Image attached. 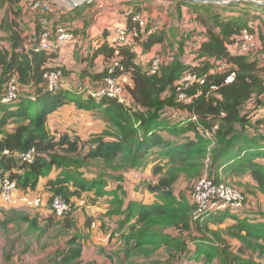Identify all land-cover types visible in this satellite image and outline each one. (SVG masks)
<instances>
[{
  "label": "trees",
  "instance_id": "16d2710c",
  "mask_svg": "<svg viewBox=\"0 0 264 264\" xmlns=\"http://www.w3.org/2000/svg\"><path fill=\"white\" fill-rule=\"evenodd\" d=\"M139 3L135 14L145 8L144 0ZM166 3L171 7L166 20L162 18L166 6L156 8V14L148 15V10L139 13L147 23L145 35L133 17H127L126 27L136 28L141 38L135 48L122 47L118 57L110 44L111 31L96 39L77 37V10L89 6L61 15L53 27H64L77 37L71 42L79 54L80 69L75 71L52 65L60 59L62 49L36 51L41 39L40 14L29 12L23 0H0V91L5 95L12 79H17L20 87L16 100L0 102V171L15 181L18 189L11 204L3 201L10 208L0 207L1 231L7 235L16 232L6 245L7 260L20 252L19 256H28L20 258L26 261L52 230H76L81 214L76 204L83 200L91 206L109 205L111 216H121L119 230L125 232L119 238L126 242L125 246L121 242L125 252L133 249L128 244L131 238L150 233L153 218L170 213L166 207L179 205L174 214L185 216L174 233L179 239L175 264H187L194 254L192 264L201 259L212 264H264V257L245 254L237 243L243 241L254 248L264 241V119H258V112H264V6L246 1L229 6L179 0ZM252 14L256 16L253 23ZM154 27L158 30L152 33ZM245 29L255 36L258 46L243 54L235 51V46ZM85 45L90 46L87 56ZM155 46L161 51L152 59H139L138 48L145 54ZM101 55L104 70L98 73L96 60ZM157 57L160 68L150 75ZM116 58L124 68L116 74H125L130 81L125 85L123 102L94 97L89 92L104 85ZM222 61L228 67L218 70ZM52 71L62 73L61 87L54 92L49 91L45 78ZM187 72L205 80L185 89L193 97L190 103L181 101L178 93ZM231 74L235 78L228 83ZM72 104L105 122L102 132L86 139L72 131L51 133L47 129L49 116ZM32 149L36 150L34 162H23L20 156ZM151 159L155 165L148 173L145 168L150 167ZM204 170L215 183L228 184L223 180L227 177L249 179L251 185L245 191L240 188L246 198L240 209L243 213L233 214L236 210L229 208L209 215L221 224L229 218L235 221L237 240L212 222L190 217L197 209L192 199L195 186L191 192L180 189L179 181ZM43 178L48 179L44 187L47 198L37 193ZM143 191L148 192L150 201L142 200ZM133 193L137 197L133 198ZM58 196L71 207L63 217L52 207ZM24 197L40 199V203L17 201ZM43 205L49 210L41 213ZM21 221L29 226L26 233H18ZM87 222L92 220L87 218ZM36 233L38 241L33 239ZM23 245L26 251H22ZM82 248L80 236L73 235L66 249L58 250L48 263L72 264L82 256ZM37 251H33L34 256Z\"/></svg>",
  "mask_w": 264,
  "mask_h": 264
},
{
  "label": "crops",
  "instance_id": "0c3cea01",
  "mask_svg": "<svg viewBox=\"0 0 264 264\" xmlns=\"http://www.w3.org/2000/svg\"><path fill=\"white\" fill-rule=\"evenodd\" d=\"M139 1L141 0H95L92 3L85 6H89L86 9H80L82 7H79L77 9H72L70 2L66 0H50L53 4L56 5V10L52 14L49 15V18L51 20V23L55 25L58 21L61 15L67 14L69 12H73L77 10L79 14V19L76 21V28L78 31L77 37L82 38L81 36L89 37L96 39L97 37L104 36L105 33L111 31L114 32L117 28L128 26L126 25L127 23V15L126 12L129 10H133L137 7L140 6ZM153 0H144L143 8L140 12L143 13L144 10H148V15L156 14L157 12L155 11L156 8H153L152 11H150L149 6H147L148 2H152ZM165 3L167 0H164ZM253 4V3H250ZM146 5V6H145ZM214 5H221V6H227V5H222V4H214ZM133 6V7H131ZM229 6V5H228ZM164 7V6H161ZM263 7V6H260ZM158 8V7H157ZM171 8L170 6H167L166 3V8L165 12H167L162 18L164 20L168 19V10ZM104 9V10H103ZM164 9V8H163ZM99 11V16L95 14L96 11ZM135 12V11H134ZM136 13L140 15L139 13ZM177 13V12H176ZM253 13V12H252ZM174 23H177L176 19L172 20ZM75 37V38H77ZM89 45H85V49L87 52H84L86 56L89 53ZM75 48L73 45H71V42L67 43L61 50V57L60 59L58 58L57 60L52 62L53 66L57 67H68L71 68L72 70H79L80 65L78 64L79 59H78V53L77 50H74ZM89 49V50H88ZM161 51L160 47L155 46L151 52L145 53L141 48L137 49V53L139 54V59H145L150 60L152 59L156 54H158ZM143 54L145 57H143ZM103 60L104 56L101 55L99 58H97L96 62L98 63V66L96 68V71L98 73L103 72L104 66H103ZM147 62V61H146ZM84 65H87L85 63ZM86 66V67H87ZM77 74L73 73V77H76ZM130 76V75H129ZM128 77V76H127ZM71 108L70 111L76 112L78 115L81 114L83 117L88 118L90 124L95 128L96 130H93L92 132L89 133H83L82 135H79V132H81L80 128L76 126V123L78 121H74L73 123H67L65 122L63 125L61 124L58 126V133L56 130V134H60L64 131L68 132H73L79 137L86 139L89 137L90 134L92 133H100L102 130L105 128L104 125H102V121L97 120L95 117L92 116V113L79 110L76 105H67L65 106L64 109H61L60 111L52 114L49 116L47 122L51 120L58 119L59 117L61 118L62 115L65 113V111ZM87 115V116H86ZM64 121V119H63ZM48 125V124H47ZM104 127V128H103ZM48 129V128H47ZM49 130V129H48ZM148 173H151V167L148 169ZM54 177L51 175V178ZM48 181L47 178H43L40 181V185L38 187L37 193H41L43 197L47 198V193L45 191V184ZM113 187V186H112ZM145 194H148V192L142 193L143 196ZM131 196L137 197V194H131ZM146 201H150V195H147ZM4 200L2 199L1 195V186H0V207H5V208H10L3 202ZM82 201L77 202V208H81V214L78 216V223H77V228L76 230H71L68 231L67 228H64L62 230H59L58 228L55 230H52V232L45 237H42V241L39 242V245L35 246L34 250H38L37 253L33 254L34 250H31V255L26 261L20 260V258H27L28 256H19V253H15V255L10 256L13 259L7 260L9 264H26L28 261L31 262H39L41 259H43V262L41 264H50L48 261L51 258L56 257V252L58 250L62 251L65 250L69 238L73 235H79L80 240L82 241L83 248H82V256L79 258V260L73 262L72 264H175L177 262L176 256L173 255L174 252L179 251L176 247L179 244V239L176 238L174 235V232L170 233H165V234H158L154 235L153 234V239H151L154 242H149L147 241V236L148 235H143L142 237H139L138 235L134 238H131L128 241V244L130 247H132V250H128L125 252L123 249V246L121 245V242H123L124 246L126 245V242L123 241L122 239L119 238L120 234L125 232L119 230L120 227H122V218L121 216L113 215L111 216L108 211L111 210L109 205H87L85 202L84 204ZM151 203V202H147ZM40 212H47L49 209H46V205H43L42 207L39 208ZM118 209L115 210L118 211ZM113 211V210H112ZM32 212V211H31ZM27 213L30 212H25L24 215H27ZM87 218H90L92 222L88 223ZM27 227H29L26 222H20L18 233H26ZM10 228V226H9ZM11 229V228H10ZM121 231V232H120ZM16 233V232H15ZM14 233V234H15ZM17 233V234H18ZM177 233V232H175ZM13 234V235H14ZM172 234V235H170ZM13 235H7L6 233L2 232L0 229V263L2 261H5L7 254H5L6 245L10 241V238ZM47 237H50L49 239ZM174 237V238H173ZM40 236L36 233L33 236V239L35 241H38ZM142 238V239H141ZM144 241V246H154L157 247L156 245H160L161 248H166L170 250L171 252V259L168 256L169 260L164 258V260H155L154 256L151 257H145L144 254H141L138 249H140L141 244L137 243V241ZM139 244V245H138ZM69 248L71 245L68 246ZM127 247V246H126ZM23 248H17V249H22L26 251V246L23 245ZM158 249V248H156ZM10 250V248L8 249ZM42 250H45L47 253L48 250L50 251V255L48 258H45V254L42 253ZM136 250V251H135ZM143 250V249H142ZM141 250V252H142ZM34 256V257H33ZM33 257V258H32ZM52 264H56V260L53 261ZM182 264V263H181Z\"/></svg>",
  "mask_w": 264,
  "mask_h": 264
},
{
  "label": "built area",
  "instance_id": "2783aa9c",
  "mask_svg": "<svg viewBox=\"0 0 264 264\" xmlns=\"http://www.w3.org/2000/svg\"><path fill=\"white\" fill-rule=\"evenodd\" d=\"M23 5L29 12L33 14H40L42 16L40 22L41 39L36 51L44 50L47 52H55L62 49L67 43L76 39L75 34L69 32L66 28L58 27L55 29V27H53L49 15L54 12V6L50 2L45 0H23ZM126 15L127 17H133V20L142 27V34L146 32L147 23L140 15L135 14L133 10L127 11ZM156 29L158 30V28ZM157 30H155L154 27L151 29V32L153 33ZM140 38L141 35L136 28L130 29L126 26L117 28L113 32V35L110 39V44L115 48L116 57L119 56L120 49L122 47L135 48L136 41ZM257 46L258 43L255 36L249 30L245 29L242 32L241 42L235 46V51L245 54L255 50ZM160 65L161 59L159 57L155 58L153 60L149 74H156L160 68ZM227 67V63L222 61L219 62L217 69L224 70ZM119 69L121 71L124 70L119 60L116 58L109 66L108 75L103 82L104 85L97 91H90L89 93L97 98L109 97L123 102L125 85L130 81L125 74H116L117 70ZM61 76L62 73L60 71H52L46 74L45 78L48 81L49 91L54 92L60 89ZM234 78L235 74H231L227 78V82H232ZM195 81L204 83L205 80L193 72H187L184 75L178 87L179 99L181 101L185 103L192 102L193 97H190L185 92V89L191 86ZM7 90L8 91L5 95H3V93L0 91V102L2 103H7L18 98L20 87L17 79H12ZM35 153L36 150L32 149L29 152L22 154L20 158L23 162L33 163L35 160ZM4 154L8 155L9 153L4 152ZM0 186L2 199L7 204H11L18 191L17 183L7 177V175H5L2 170L0 171ZM192 199L197 206L194 219L199 220L205 219L208 215L214 212L223 211L229 208L235 210L241 209L246 201V198L240 189L223 182L215 183L211 181L207 175L203 176L199 181L196 182ZM17 201H20L23 204L26 203L27 205H38L40 203V199L33 201L27 197L21 198L20 200L17 199ZM82 203L84 204V202ZM52 207L56 211V214L60 217L67 215L71 210V207L66 203L62 196H58L54 199Z\"/></svg>",
  "mask_w": 264,
  "mask_h": 264
},
{
  "label": "rangeland",
  "instance_id": "374dc122",
  "mask_svg": "<svg viewBox=\"0 0 264 264\" xmlns=\"http://www.w3.org/2000/svg\"><path fill=\"white\" fill-rule=\"evenodd\" d=\"M222 1H230V0H222ZM235 3L236 4H240V3H244V1H239V2L236 1V2H233V3L229 4V5H233ZM147 6H149V9L150 8L153 9V8H157V7H161V6H166V3H165L164 0H153L152 2H148ZM131 7H133V6H131ZM251 17H252L251 20H252V23H253L255 21V17L256 16H253V14H252ZM155 30H157V29L155 28ZM183 77H184V75H183ZM64 108H65V106L62 107L61 109H64ZM70 110H71V108H68L65 111V113L62 115L61 118L59 117L58 119H55V120L53 119V120L49 121V123L47 122V124H48L47 125V128L49 129V131L51 133H56V130L58 129V126H60L61 124L63 125L65 122H67V123L68 122L69 123H73L74 121H78V123H76V126L75 127H78V129L80 128L81 132H79V135H82L83 133H89V132H92L93 130H96V127L94 128L92 126V124H90L91 121H89L88 118L83 117V115H81V114L78 115L76 112H73V111H70ZM258 117H259L258 119H264V112L263 111L262 112H258ZM63 119H64V121H63ZM102 125H104V127H105L107 124L105 122H103ZM57 133H58V130H57ZM148 165L151 167V170H152V168L155 165L154 159L149 160L147 166ZM148 169L149 168H147V167L145 168L146 171H148ZM205 175H208L207 170H204L201 174H199V175H197L195 177L186 176L185 178H182L179 181V185H180L179 188L180 189L183 188L184 190H189L191 192V189L194 188L195 183L197 182V180L200 177H203ZM223 180H225L226 182H228V185L234 186V187H236L238 189L241 188L243 191H245L244 188L247 189V185L248 186L251 185L249 183V181H248L249 179L248 178H245V177H241V178L227 177V179H223ZM108 183L109 184H112V181H110V182L108 181ZM147 195L148 194H145V196H143L142 200H145L146 201V199L148 198ZM258 199L260 201H262V198H259L258 197ZM179 208H180L179 205H175L173 208H167L166 207V209H169V211H171L170 213L161 215V216L156 217V218H153L149 222L150 233L147 236V241H149V242L152 241L151 239H153V234L154 235H158V234H165V233H168V232H170V233L174 232L175 233V232H178L179 231L178 230V227H177V224H179V222L181 221V219H183L184 216H185L184 214H174V211L178 212V209ZM232 211H235V209H233ZM240 213H243V211L240 210V209L239 210H236L235 212H233V214H238V215ZM190 217L193 218V220H194L195 212H192L190 214ZM210 219H211V216L208 215L205 219H203L201 221L202 222H204V221L212 222L214 224V227L221 229L222 232L226 236H230L234 240H237L236 234L238 233V230L236 228H234V227H236V226H234L236 224L235 221H233V220H231L229 218V219H226L223 222V224H221L216 219L215 220H210ZM144 227H146V225H144ZM234 233H235V235H234ZM152 242H154V241H152ZM237 243H238V245H242V249H243V251H244L245 254H250V255L252 254L253 256H257L259 258L264 257V241H261V243H260L259 246H253L254 248H252L250 246V244L245 243L243 241L237 240ZM216 245H219L220 247L222 246V244H219V243H216ZM156 246L157 247H154V246H143V245H141L140 246V249H138L137 251H139L141 254H144L145 257L154 256L155 257V260H164V258H165L169 262L172 261V260H169V258H168V256L170 257V259L172 257L170 250H168L166 248H161L160 249V245H156ZM255 247H258V248L255 249ZM156 248H158V249H156ZM141 250H142V252H141ZM48 252L50 253L49 250H48ZM42 253L45 254V258L49 257V255H50L45 250H42ZM202 253L205 255V252L204 251ZM173 255L176 256V252H174ZM215 257H218V256H215ZM195 258H196V255L195 254L192 255L190 257L189 262L187 264H192L191 262L192 261H195L194 260ZM222 260H223V258H222ZM42 262H43V259H41L39 262H37V261L36 262L28 261L26 264H41ZM0 264H9V262L6 259L5 261H2ZM198 264H212V261L205 259L204 260V263H203V260L201 259ZM239 264H240V262H239Z\"/></svg>",
  "mask_w": 264,
  "mask_h": 264
},
{
  "label": "water",
  "instance_id": "95a60500",
  "mask_svg": "<svg viewBox=\"0 0 264 264\" xmlns=\"http://www.w3.org/2000/svg\"><path fill=\"white\" fill-rule=\"evenodd\" d=\"M70 2L72 9H77L79 7H82L84 5H88L92 3L95 0H83V1H77V0H66ZM182 2H188V3H198V4H222V5H229L236 1H247L250 3H253L258 6H264V0H230V1H222V0H179Z\"/></svg>",
  "mask_w": 264,
  "mask_h": 264
},
{
  "label": "bare ground",
  "instance_id": "6f19581e",
  "mask_svg": "<svg viewBox=\"0 0 264 264\" xmlns=\"http://www.w3.org/2000/svg\"><path fill=\"white\" fill-rule=\"evenodd\" d=\"M77 1H79V0H77ZM81 1H83V0H81Z\"/></svg>",
  "mask_w": 264,
  "mask_h": 264
}]
</instances>
